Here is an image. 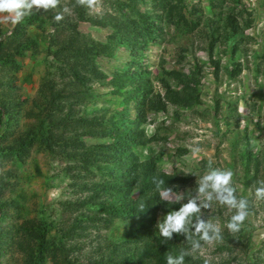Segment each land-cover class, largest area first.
<instances>
[{"label":"trees","instance_id":"16d2710c","mask_svg":"<svg viewBox=\"0 0 264 264\" xmlns=\"http://www.w3.org/2000/svg\"><path fill=\"white\" fill-rule=\"evenodd\" d=\"M102 5L89 12L61 0L21 23L0 21V264H167L169 253L188 245L181 235H159L158 220L181 204L161 200L153 177L195 195L209 161L234 172L250 215L232 234L223 225L233 210L214 203L202 211L220 222L224 237L206 246L205 256L212 264H264V201L252 187L264 179V31L257 28L264 0ZM65 7L70 14L57 22ZM233 82L241 93L219 92ZM22 83L30 90L36 84L31 96ZM192 114L211 121L215 154L189 165L186 145L164 147L176 123ZM159 117L171 122L155 126ZM224 142L227 157L219 155ZM40 154L53 161L52 173L42 171ZM28 159L47 183L59 175L61 195L46 201L47 183L43 200L27 192ZM172 162L180 167L163 169ZM185 264L203 259L186 257Z\"/></svg>","mask_w":264,"mask_h":264},{"label":"clouds","instance_id":"9594fccd","mask_svg":"<svg viewBox=\"0 0 264 264\" xmlns=\"http://www.w3.org/2000/svg\"><path fill=\"white\" fill-rule=\"evenodd\" d=\"M61 0H0V14H6V19L12 24L21 23L26 16L36 11H49L56 9ZM76 4L85 7L89 12H98L102 6V0H76ZM70 9L65 7L57 13L54 19L60 22L64 14ZM195 157L200 152L199 146L190 148ZM234 172L231 169L214 167L209 161L207 171L199 176L196 183L195 195L191 191L187 193L175 191L169 187L164 179L155 176L152 183L159 193L161 200L168 204H181L178 209L170 210L157 222L159 235L164 239H172L174 234L185 237L188 247L182 248L178 253L167 255V264H185L186 257L203 259V264H212L210 258L205 256L206 246L210 247L223 241V228L230 233H239L250 215V201L247 197L238 194V188L234 183ZM254 198L264 201V179H259L252 186ZM252 190L250 189V192ZM187 199L186 203H181ZM214 203L226 206L233 210V214L225 222L223 228L219 221L205 218L202 211L210 210ZM141 211L145 204L141 201L138 205Z\"/></svg>","mask_w":264,"mask_h":264},{"label":"rangeland","instance_id":"374dc122","mask_svg":"<svg viewBox=\"0 0 264 264\" xmlns=\"http://www.w3.org/2000/svg\"><path fill=\"white\" fill-rule=\"evenodd\" d=\"M103 2V0H102ZM253 5V2H249L247 5L249 4ZM103 6V5H102ZM101 6V7H102ZM101 9V8H100ZM0 21L3 24L8 23L7 19H6V14H0ZM257 28H259V30L263 29L262 31H264V12H262L260 14V18L258 19L257 22ZM87 25H84V27H86ZM93 35L96 34L97 32L92 31ZM96 36H103L102 33L100 34H96ZM170 48V47H168ZM163 51L162 48L156 49L155 51H151L150 52V58L152 60L156 59V57ZM165 53V52H164ZM197 55H199L198 57H202L204 59H206L207 55H205V53H203V51L198 50ZM166 55V53H165ZM166 58L169 60L170 56L166 55ZM28 62V61H27ZM26 62V63H27ZM25 63V64H26ZM24 64V65H25ZM38 69L36 70L37 72H35L33 74V78L37 81L38 79V74L39 72H41L42 67H37ZM25 71L29 70V66L25 67L24 69ZM20 75V72H19ZM212 76H209L208 78H206L207 84L209 85L207 87V89H212L214 84L210 81ZM22 78V77H21ZM21 81L17 80L15 83L19 84ZM36 84L34 85L33 89L30 90L31 85H24L22 83L21 85V89L23 91L24 94H30V96L33 94L34 92V88H35ZM222 93H226L229 92L232 93V95H234L235 93L239 94L242 92V90L240 89V84L239 82H233L229 85H225L222 84L219 86V92ZM235 92V93H234ZM239 106L242 108V104H239ZM162 119H165L166 123H170L171 119L170 118H163V117H159L158 120H156L154 123L155 126H157L158 124H160L162 121ZM153 124H150V126L148 127V131H152V127L154 126ZM176 125L178 126V128H176L174 131L171 132V134H168V140L165 144V149L166 150H170L172 149L175 145H186L189 149L192 146H199L201 149V152L197 155V156H193L189 150L188 154H184L183 159L184 162L189 163V165H191L192 160H199L202 156L205 157H213L215 154V149L213 146V140H212V130H211V126L212 123L211 121H203L197 118L196 115L192 114L188 116L186 121H180L178 123H176ZM164 133V132H163ZM208 142H211V146H208ZM227 143L224 142L222 145V151L219 152V155H222L224 157H227ZM34 162H36L33 159H28V163L24 165L23 169H25L24 173L26 174V179L23 181V186L27 189L28 193H35L36 195H34V199L38 200V198H44V194L43 192V186L47 183L46 179H44L42 176L38 177V175L34 174L33 171V167H34ZM38 164L41 166V169L43 172L49 171L52 173V170L50 168V164L53 161H48L47 157L43 156V155H39L38 156V160H37ZM180 167V163L177 162H172V164H166L163 165V169H165L166 171H172V168H174V166H178ZM50 168V169H49ZM185 168V167H184ZM50 183H47L49 186H51V190H49L48 198L46 201H50L53 198L57 197V195H61L60 191L63 190L61 186H59L61 184V181L59 182L60 178L59 175L55 176L53 179H49ZM66 181V178L65 180ZM61 187V188H60ZM43 195V196H42ZM42 198V200H43ZM259 232H261V229H259ZM259 238L262 237V234H258Z\"/></svg>","mask_w":264,"mask_h":264}]
</instances>
